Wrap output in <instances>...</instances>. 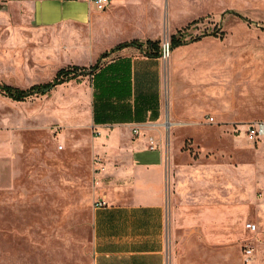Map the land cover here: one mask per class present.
I'll return each mask as SVG.
<instances>
[{
  "label": "rangeland",
  "instance_id": "obj_1",
  "mask_svg": "<svg viewBox=\"0 0 264 264\" xmlns=\"http://www.w3.org/2000/svg\"><path fill=\"white\" fill-rule=\"evenodd\" d=\"M213 2L185 33L214 30L216 36L163 58L166 67L174 55L177 61L172 97L182 105L200 99L204 108L197 115L195 102L190 113L196 117L147 123L138 134L128 130L132 140L146 136L148 149L153 143L177 154L178 163L209 171L207 183L223 188L233 222L229 264L245 246L252 248L250 260L264 264V137L246 133L264 121V0ZM191 12L175 24L196 15ZM153 27L152 39L170 41L165 22ZM63 41L61 26H36L20 5L0 0L1 82L27 88L74 65ZM92 103L88 75L23 101L0 93V264H94L93 214L95 201L107 200L103 175L111 150L102 153Z\"/></svg>",
  "mask_w": 264,
  "mask_h": 264
},
{
  "label": "crops",
  "instance_id": "obj_2",
  "mask_svg": "<svg viewBox=\"0 0 264 264\" xmlns=\"http://www.w3.org/2000/svg\"><path fill=\"white\" fill-rule=\"evenodd\" d=\"M8 1L24 8L36 26H61L63 52L76 65L94 63L123 41L145 43L152 39L153 26L163 22L172 35L199 22L214 6L213 0H109L99 10L89 0ZM183 11L196 15L176 25ZM174 56L166 67L161 56L150 57L127 46L101 59V66H125L118 77L129 75L130 94L98 100L97 114L104 121L95 122L92 86L91 123L97 128L98 143L106 145L102 153L111 150L103 175L108 177L107 200L93 214L94 264H229L233 222L223 188L207 183L206 169L178 163L172 151L150 150L146 136L132 140L128 130L157 121H185L193 116L195 102L197 115L204 108L200 99L190 98L191 103L182 105L170 94L176 81ZM119 147L125 152H116ZM192 172L199 178L194 179ZM241 253L234 254L233 264H256L254 259L245 263Z\"/></svg>",
  "mask_w": 264,
  "mask_h": 264
},
{
  "label": "trees",
  "instance_id": "obj_3",
  "mask_svg": "<svg viewBox=\"0 0 264 264\" xmlns=\"http://www.w3.org/2000/svg\"><path fill=\"white\" fill-rule=\"evenodd\" d=\"M188 26L178 30L176 33L170 36V41H169L170 50L174 49L179 45L198 40L202 36H206V35L216 36L217 34L215 33L214 30H212L210 32L202 33L195 37L185 39L186 36L185 31ZM143 44H145L144 47ZM127 46H135L139 48L141 51H143L145 55L150 57L161 56L159 40L147 39L145 43H142L137 39L123 41L116 44L108 51H104L103 53H101L99 58L88 67L74 64L67 67L59 68L56 71L54 77L46 82L32 84L27 88H20L0 81V93L11 98L12 100L23 101L27 97L32 95L48 94L58 85H61L70 80L78 81L79 78H81L82 76L88 75L92 80V86L94 89L93 91L94 105H95L94 121L103 122L104 119L100 118L99 115L97 114V110H96L97 101L102 98H110V97L126 98L130 94V83H129L130 81L128 74H127L128 76L125 75L123 76V78L118 77L120 71L122 72L125 71V66H121L117 63H110L105 66H101V59L108 56L111 52H114L118 49ZM96 90H98V93L96 92Z\"/></svg>",
  "mask_w": 264,
  "mask_h": 264
},
{
  "label": "built area",
  "instance_id": "obj_4",
  "mask_svg": "<svg viewBox=\"0 0 264 264\" xmlns=\"http://www.w3.org/2000/svg\"><path fill=\"white\" fill-rule=\"evenodd\" d=\"M89 1H92L94 3L95 7L99 10H104L107 7L108 2H109V0H89ZM170 51H171L170 50V42L167 39H164L160 43L161 57L164 59L169 57ZM212 119L213 118H210V120H212ZM133 130L136 134L139 133V130L137 127H134ZM246 133L248 134V136L250 138L264 137V121H259V122H256L254 124L248 125V127L246 128ZM149 149L155 150L156 146L153 145V143H151L149 145ZM104 204H105L104 199L95 201L96 206H103ZM245 227L248 230H255L256 225L254 223L247 222L245 224ZM242 250H243L244 256H246V260H248L249 257L252 255V248L250 246H245L242 248Z\"/></svg>",
  "mask_w": 264,
  "mask_h": 264
}]
</instances>
